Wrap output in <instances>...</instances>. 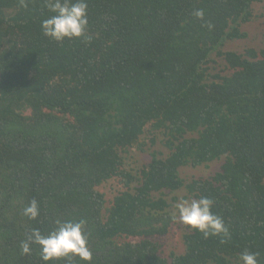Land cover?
I'll return each mask as SVG.
<instances>
[{
	"label": "trees",
	"instance_id": "obj_1",
	"mask_svg": "<svg viewBox=\"0 0 264 264\" xmlns=\"http://www.w3.org/2000/svg\"><path fill=\"white\" fill-rule=\"evenodd\" d=\"M254 1L86 0L85 34L57 42L41 27L48 0H0V264H45L21 243L57 219L86 221L90 264H243L244 251L264 264V47L222 49L246 37ZM157 138L165 154L132 172L133 149ZM214 160L209 177L180 175ZM110 178L123 189L107 204ZM179 189L210 198L228 234L188 227L167 255L156 239Z\"/></svg>",
	"mask_w": 264,
	"mask_h": 264
},
{
	"label": "clouds",
	"instance_id": "obj_2",
	"mask_svg": "<svg viewBox=\"0 0 264 264\" xmlns=\"http://www.w3.org/2000/svg\"><path fill=\"white\" fill-rule=\"evenodd\" d=\"M48 7L53 15L42 21L41 27L44 35L57 42L66 38H80L85 34L88 26V4L86 0H48ZM194 15L203 19L204 10H196ZM209 30L213 25L208 24ZM213 201L208 197L199 199L181 198L175 208L180 221L191 229L199 231L205 237L209 235L228 234V229L223 220L212 212ZM24 216L35 220L40 209L37 201L33 200L23 210ZM175 219V216L173 217ZM56 227L48 235L41 233L39 229H33L27 240L21 243L22 254H30L31 244L41 248V259L45 264H51L61 258L79 257L80 260L90 264L92 252L88 247V239L85 235L86 221H74L71 219L56 220ZM258 254L244 251L240 255L243 264H259Z\"/></svg>",
	"mask_w": 264,
	"mask_h": 264
},
{
	"label": "rangeland",
	"instance_id": "obj_3",
	"mask_svg": "<svg viewBox=\"0 0 264 264\" xmlns=\"http://www.w3.org/2000/svg\"><path fill=\"white\" fill-rule=\"evenodd\" d=\"M240 29L246 32V37L226 40L222 46L223 50L243 51V49L246 47H254L256 49L264 47V0H256L253 2L252 17L248 22L241 24ZM211 58L214 60L210 61L209 65H211L215 70L224 69V60L220 56L213 54L211 55ZM160 141L161 140L157 138L152 144L148 139H145L146 143L144 144V151L133 149V156L129 165V167L132 169V172L136 173L140 166L149 161L153 149H159L162 151V154H165L166 149L163 147ZM220 163L221 160H214L207 164H201L198 166H184L180 168V175L186 180L192 177H209L219 170ZM98 188L104 193L107 204L112 200L116 193L123 189L116 178H110L98 186ZM184 195V189H179L169 193L167 199L171 201L172 196L181 198ZM186 199L192 200L194 198L187 197ZM170 208H174L175 212H177L175 205L174 207L171 205ZM176 214L178 218L176 222L171 225L169 231L165 235H162L156 239V241L161 244V251L167 255L170 252L180 253L183 251L184 245L182 236L184 231H186L189 227L180 221L178 212ZM127 239L132 241L136 240L135 238Z\"/></svg>",
	"mask_w": 264,
	"mask_h": 264
}]
</instances>
